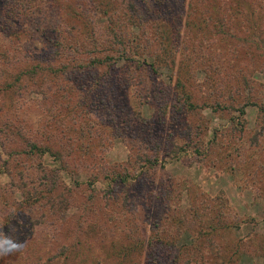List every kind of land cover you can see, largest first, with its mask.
<instances>
[{
  "label": "rangeland",
  "instance_id": "obj_1",
  "mask_svg": "<svg viewBox=\"0 0 264 264\" xmlns=\"http://www.w3.org/2000/svg\"><path fill=\"white\" fill-rule=\"evenodd\" d=\"M0 221V264H264V0H0Z\"/></svg>",
  "mask_w": 264,
  "mask_h": 264
},
{
  "label": "clouds",
  "instance_id": "obj_2",
  "mask_svg": "<svg viewBox=\"0 0 264 264\" xmlns=\"http://www.w3.org/2000/svg\"><path fill=\"white\" fill-rule=\"evenodd\" d=\"M7 229V230H6ZM15 226L10 222L0 221V254H8L17 250L26 240L17 234H13Z\"/></svg>",
  "mask_w": 264,
  "mask_h": 264
},
{
  "label": "trees",
  "instance_id": "obj_3",
  "mask_svg": "<svg viewBox=\"0 0 264 264\" xmlns=\"http://www.w3.org/2000/svg\"><path fill=\"white\" fill-rule=\"evenodd\" d=\"M240 112L242 113V114H244L245 113V109H244V107H242L241 109H240ZM226 203V202H225ZM225 203H224V205H225ZM226 207L228 206V204H226L225 205ZM214 231L216 230V228L215 229H213Z\"/></svg>",
  "mask_w": 264,
  "mask_h": 264
}]
</instances>
